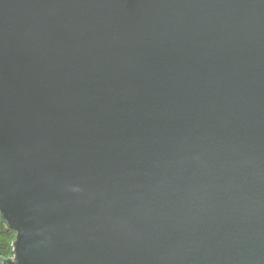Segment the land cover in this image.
I'll return each instance as SVG.
<instances>
[{"label": "water", "instance_id": "water-1", "mask_svg": "<svg viewBox=\"0 0 264 264\" xmlns=\"http://www.w3.org/2000/svg\"><path fill=\"white\" fill-rule=\"evenodd\" d=\"M0 264H264V0H0Z\"/></svg>", "mask_w": 264, "mask_h": 264}, {"label": "trees", "instance_id": "trees-1", "mask_svg": "<svg viewBox=\"0 0 264 264\" xmlns=\"http://www.w3.org/2000/svg\"><path fill=\"white\" fill-rule=\"evenodd\" d=\"M15 237V232L0 221V259H12Z\"/></svg>", "mask_w": 264, "mask_h": 264}]
</instances>
